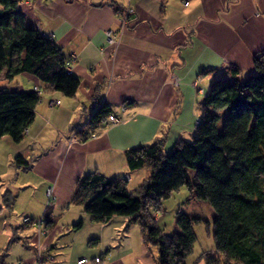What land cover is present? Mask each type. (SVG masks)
<instances>
[{
    "label": "crops",
    "instance_id": "obj_1",
    "mask_svg": "<svg viewBox=\"0 0 264 264\" xmlns=\"http://www.w3.org/2000/svg\"><path fill=\"white\" fill-rule=\"evenodd\" d=\"M19 2L27 25L53 39L67 60L76 56L70 72L79 86L70 98L47 91L29 74L7 80L8 89L40 91L34 117L19 143L8 135L0 137V262L30 264L38 246L44 256L41 264H77L80 257L95 256L101 258L98 264H152L135 223L126 216L95 223L83 203L72 201L78 180L100 172L106 178L124 177L126 189L133 191L149 170H130L126 150L158 141L164 150L193 137L202 112L195 94L207 93L229 66L237 67L240 77L249 74L253 56L264 52V0ZM126 7L131 13L120 29L118 12ZM108 29L114 34L113 44L107 43ZM50 100L59 105L50 108ZM102 102L113 113L124 106L122 121L95 139L68 143L71 131L83 127ZM19 155L29 162L26 169L13 164ZM26 188L33 193L16 212L22 217L17 223L16 200L7 209L1 194ZM48 188L53 199L46 206ZM24 217H43L44 235L37 238L35 227L24 224ZM78 221L80 227L74 229Z\"/></svg>",
    "mask_w": 264,
    "mask_h": 264
},
{
    "label": "trees",
    "instance_id": "obj_2",
    "mask_svg": "<svg viewBox=\"0 0 264 264\" xmlns=\"http://www.w3.org/2000/svg\"><path fill=\"white\" fill-rule=\"evenodd\" d=\"M0 7L3 79L29 74L47 91L72 98L79 80L66 69L61 47L24 22L18 0H0ZM227 71L229 79L217 78L201 96L202 112L191 140L176 141L165 152L161 141L125 151L130 170H149L147 179L133 191L126 189L124 177L106 178L100 172L87 173L74 190L72 201L83 203L84 212L95 223L112 216H126L129 223H135L143 242L157 248L155 264H185L194 245L196 218L178 213L179 231L167 235L153 215L161 201L179 187L213 210L212 241L222 264H264V52L253 56L252 71L244 77L235 66ZM38 101L34 90L1 88L0 137L8 135L19 143ZM110 111L105 102L97 104L90 114L91 124ZM13 164L23 169L29 166L20 155ZM189 169L194 171L193 179ZM9 194H1L7 209L13 200Z\"/></svg>",
    "mask_w": 264,
    "mask_h": 264
},
{
    "label": "rangeland",
    "instance_id": "obj_3",
    "mask_svg": "<svg viewBox=\"0 0 264 264\" xmlns=\"http://www.w3.org/2000/svg\"><path fill=\"white\" fill-rule=\"evenodd\" d=\"M23 2L24 0H20L19 3ZM220 77V79H229L230 74H228L226 71ZM18 78L22 77L19 76ZM16 80L12 81L11 83L14 84ZM5 86H9V83L6 79H1L0 88H3ZM193 90L195 92L194 88ZM196 95L198 97L197 101L199 102L202 98V94L196 93L195 96ZM200 109L202 110L199 105V112ZM191 139L192 137H187L184 141ZM170 147H164L163 151H168ZM188 176L193 179L195 177L194 171L189 169ZM8 192L10 193L9 195H12L13 199H15L17 202V204H15L16 210L14 217L18 221V216H20V214H16V212H19V210L22 209V205H24L27 199L32 196L33 191L27 188L24 190L21 189L17 191V194L15 193L16 195L10 189L8 190ZM13 201L14 200H12V202ZM178 213H184L186 216L196 218V221H198L192 225L193 232L195 233V240L193 242L194 245L192 247L190 255L185 259V264H206L207 259L211 260L210 264H222V258H220V256L215 252L214 242L212 241L211 217L213 214V210L210 208V205L202 199L199 200L195 198L193 193L191 191H188L185 187H179V189H177V191L172 192L167 197V199L161 201L160 208H156L153 215L155 221L157 222L158 226L162 229L163 233L168 235L172 234L173 232L179 231L177 222L175 221ZM20 219L22 220L21 216ZM19 222L20 221H18L17 223ZM145 245L146 247H148L147 253L152 260V264H155L158 257L156 246L148 243H146Z\"/></svg>",
    "mask_w": 264,
    "mask_h": 264
},
{
    "label": "built area",
    "instance_id": "obj_4",
    "mask_svg": "<svg viewBox=\"0 0 264 264\" xmlns=\"http://www.w3.org/2000/svg\"><path fill=\"white\" fill-rule=\"evenodd\" d=\"M130 13H131V11L127 7L125 9L124 8L120 9V11L118 12V14L120 15L119 16L120 29H123L126 26L127 21L129 20ZM105 34L107 36V43L113 44L114 34H112V31L110 29H108V30H106ZM76 60H77V58L74 54L69 56V59L66 62V69L69 72H70L71 64L74 63ZM172 84L174 86H176L178 84V78L174 77ZM191 86H193L195 88L196 87V81L192 82ZM33 90L39 94L40 90L38 87H34ZM48 104H49L50 108L54 107L56 105H59L57 100H50V102ZM124 109H125V107L121 106L119 108L118 113H113L110 111V113L107 114L106 116H102V117L98 118L96 120L95 124H91L90 118H89L83 127L74 128L71 131L69 137L67 138V142L68 143H75V142L85 141L86 139L97 138L100 131H102L103 129H105L109 125H117V124H119L120 121H122L121 113H123ZM45 193H46L45 205L47 206V204H49L50 200L53 199V193L51 192L50 188H48ZM23 223L30 225L33 228L35 227V230H36L35 236L37 238L44 235L45 232L41 227L42 224L44 223L43 217L35 218V219L34 218L30 219L28 217H24ZM34 250H35V253H34V257H33V262L30 264H41L44 256L42 255V252L38 246ZM49 257L50 256H48V255L46 256V258H49ZM99 262H101V258H99L98 256L91 258V260L84 258V257H80V259L77 261V264H98Z\"/></svg>",
    "mask_w": 264,
    "mask_h": 264
}]
</instances>
